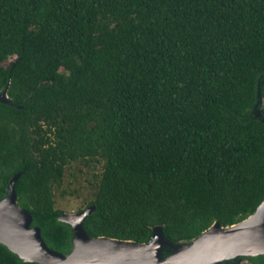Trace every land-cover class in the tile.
I'll list each match as a JSON object with an SVG mask.
<instances>
[{
	"label": "trees",
	"instance_id": "trees-1",
	"mask_svg": "<svg viewBox=\"0 0 264 264\" xmlns=\"http://www.w3.org/2000/svg\"><path fill=\"white\" fill-rule=\"evenodd\" d=\"M4 90L0 199L18 173V204L62 254L53 190L73 162L99 168L91 238L160 226L189 242L264 200V0H0ZM0 264L37 263L0 243Z\"/></svg>",
	"mask_w": 264,
	"mask_h": 264
},
{
	"label": "water",
	"instance_id": "water-1",
	"mask_svg": "<svg viewBox=\"0 0 264 264\" xmlns=\"http://www.w3.org/2000/svg\"><path fill=\"white\" fill-rule=\"evenodd\" d=\"M262 100L260 98L259 102ZM0 102L12 104L6 90L0 92ZM255 115L259 117V111ZM260 119L264 122V116ZM17 177L18 173L10 180L5 197L0 199V243L22 261L37 264H225L241 257L264 255V200L240 222L230 226L214 222L189 242L182 243L169 241L160 226L153 228L151 239L146 243L107 236L91 238L83 227V220L94 206L78 213H63L59 219L71 226L73 237L70 252L62 254L46 244L40 228L32 225L31 213L18 204L14 192Z\"/></svg>",
	"mask_w": 264,
	"mask_h": 264
},
{
	"label": "rangeland",
	"instance_id": "rangeland-1",
	"mask_svg": "<svg viewBox=\"0 0 264 264\" xmlns=\"http://www.w3.org/2000/svg\"><path fill=\"white\" fill-rule=\"evenodd\" d=\"M260 103L264 107V100ZM97 169L99 168L85 167L80 162L68 165L65 168L61 186L53 190L56 208L69 214L77 213V210L85 208L86 203L93 198L96 190L97 181L92 175ZM225 264L248 263L245 259L237 258Z\"/></svg>",
	"mask_w": 264,
	"mask_h": 264
}]
</instances>
